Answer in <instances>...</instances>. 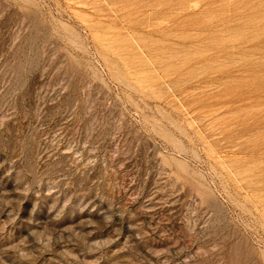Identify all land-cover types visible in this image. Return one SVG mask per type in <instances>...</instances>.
<instances>
[{"label": "rangeland", "instance_id": "1", "mask_svg": "<svg viewBox=\"0 0 264 264\" xmlns=\"http://www.w3.org/2000/svg\"><path fill=\"white\" fill-rule=\"evenodd\" d=\"M0 264H264V0H0Z\"/></svg>", "mask_w": 264, "mask_h": 264}]
</instances>
